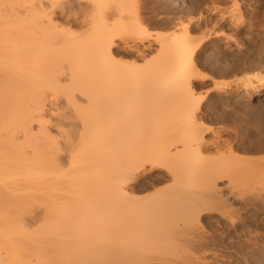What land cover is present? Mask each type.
Instances as JSON below:
<instances>
[{
    "label": "bare ground",
    "instance_id": "1",
    "mask_svg": "<svg viewBox=\"0 0 264 264\" xmlns=\"http://www.w3.org/2000/svg\"><path fill=\"white\" fill-rule=\"evenodd\" d=\"M1 1L18 7L19 24L21 23L25 32L22 37L14 38L12 41L0 40V145L4 140L14 148V152L15 149L19 151L14 156L10 154L11 157H15L14 159L9 154L3 156L7 158V162L0 158V177L6 174L14 177L17 174L21 176L22 187L27 186L25 189L32 186L31 183L37 188L35 185L39 179H45L46 187L54 192L49 203L47 200L46 210L44 207L43 212L42 207L41 210H36L39 208L37 206L28 216L24 214L27 216L25 221L33 228L44 223L49 224L52 231L59 225H62V228H65V225L70 228L72 225L78 232L76 235L78 239L75 241L79 240L77 243L82 244L87 238L99 243L98 246L102 248L105 255L103 256L106 257L104 259L102 256L103 261L106 263L139 264L138 249L140 253L145 252L144 248L138 247L141 246L140 242L138 246L136 245L135 239L139 233L143 232L142 236L144 234L145 238H155L159 230L163 232L165 229L160 224L178 216L176 213L179 211L188 216L200 209L202 215L211 213L212 208L209 211L205 206L208 203L205 205V202L203 203L204 199L210 198L216 202V198L223 197L226 193L224 188L227 190L230 186L219 187V179L223 180L224 177L219 178L216 176L218 173L213 175L211 172L207 173V170L204 174L198 167L196 156L199 157L202 148L210 144L206 138L210 131L197 117L202 102L199 101L193 106L192 99L196 95L195 83L210 78L196 68L195 46L201 39L190 31L189 25H182V32L179 34L160 38L147 35L137 0ZM173 1L178 3L180 0ZM230 1L232 5L225 12L231 20V25L240 26L243 23L241 9L236 0ZM1 9H4V6ZM58 17H65L69 24L82 25V33L68 35L64 28L58 31L57 28L60 26L56 20ZM116 53L122 57L117 58ZM129 54L135 58L153 55L151 60L146 61L141 67V64H138V69L141 68L139 83L136 80V83L132 84L129 76L131 70L126 64V56ZM52 65L55 67L51 68ZM43 77L69 81L70 92L61 95L58 91L54 94H58L59 97L47 98L49 94L47 91L51 86L47 91L43 88L45 86L42 84ZM254 80L264 87V74L240 79L239 83L245 88L255 89ZM229 86V81H218L209 92L222 91ZM62 110H66L68 115L63 116ZM45 114L55 116L57 122H54L55 119L53 122L44 121ZM68 116H76L77 120H71ZM146 119H150V122H143ZM43 151L47 160L53 163L49 162L48 167L45 166L46 169L41 168L44 161H40L39 152ZM1 153L7 154L3 151ZM8 159L13 160L12 165L15 164L16 168L26 167L27 170L24 168V171H20V174L24 173L23 175L27 171L25 178L16 173V170L9 169L12 173L8 171V166L4 165H9ZM65 163H68V167L75 164L78 166L70 172H65L63 169ZM28 179H33V182ZM6 181L8 180L0 179V211L3 212L9 202L11 203L8 199L12 196L11 183ZM161 181L170 184L169 187L176 190L177 195L172 194L169 198L158 200L160 202L157 201L158 208L153 205L149 207L156 210L161 206L153 213L155 221L153 219L150 223L147 220V223L145 218L143 219L145 222H137L135 216L138 217L142 210H139L141 208L139 206H143L142 208L145 206L137 203L133 193L136 194V191L142 188L155 186ZM16 182L14 183L18 184ZM262 187L259 189H264ZM101 188L105 193L107 191V194H104L106 196L102 194L101 198L97 193L93 194L92 198L88 195L91 194L90 191L94 193ZM31 189L27 190L34 191L38 196V191ZM231 189H228L231 191L230 197L234 200L239 199L241 196L238 198ZM29 191H27L29 194L23 193L32 197ZM39 198L42 199L37 197ZM172 202L174 204H170ZM34 203L37 202L34 200ZM7 212L9 211L2 213L0 218L2 226L0 264H13L25 260L28 261L27 264H33L40 255H43L41 249L34 246V240L29 235L19 236V241L15 240L17 243L10 241L11 235L9 236L6 231L9 217L6 215ZM56 217H60V220H56ZM90 217L92 222L89 220ZM224 218L221 219L226 221V217ZM195 226V229L178 226L177 231L172 226V230L176 232L173 234L184 236L194 243L199 232ZM98 228H101L100 232ZM155 231L157 232L154 236ZM63 238L70 241L71 237ZM140 239L139 241L144 240L142 237ZM144 242L147 244L146 240ZM14 247L17 248L13 250ZM93 252L92 254H96L98 251ZM97 255L98 253L95 256ZM98 256H101L100 253ZM102 257L98 258L102 260Z\"/></svg>",
    "mask_w": 264,
    "mask_h": 264
},
{
    "label": "rangeland",
    "instance_id": "2",
    "mask_svg": "<svg viewBox=\"0 0 264 264\" xmlns=\"http://www.w3.org/2000/svg\"><path fill=\"white\" fill-rule=\"evenodd\" d=\"M137 2L139 3L138 7L140 6L139 8H141L140 14L146 28L145 33L147 35H151L154 38H160L167 35L170 36L177 33L179 34L182 32V25L188 24L190 31L201 39L200 43L195 46L197 48V52L194 56L195 65L197 70L207 74L210 79L204 82L195 83L194 87L196 95L194 99H192L194 102L192 105L195 106L197 102H202L200 110L197 113V117L210 131L206 136L210 144L202 148L199 153V157L196 156L197 162L199 163L198 167L201 169L200 172H204V174L208 171L207 173L211 172L210 174L213 175L218 173L216 176H219V178H221V176L224 177L222 178L223 180L219 179L220 182L218 181V186L223 188L226 186L228 187L229 185L230 187H228V189L232 188L231 190L233 193L235 192V195H237L238 198L241 196L239 199L234 200L233 197H230L231 191L228 189L227 191L225 190L226 188H224V193H226H223L224 196L219 197V200L216 198V202H213L214 200L211 201L210 198L207 200L204 199L203 203L205 202L204 205L208 203L205 206L209 208V211L212 208L210 211L211 213L202 215L200 211L201 209H198L199 211L195 210L191 212V216L193 215V217H191L185 213L182 214V212L179 211L176 213L178 216H174L172 217V220L170 219L168 222L160 224V226L165 229H163V232H160L159 230L157 235V231H155L154 236L156 235L157 239L156 237L145 238L144 234L142 236L143 232L139 233L140 236L138 235L135 239L136 245L138 246L140 242L142 247H138L142 249L144 248L143 250L145 252L141 250L143 253H140V250L138 249L139 258L137 259V262L139 264H149L150 262H158L160 264H173V262L175 264H199L198 262H200V264H264V192H262L264 189L260 190V187H264V87L261 86L257 80L253 81V84L256 85L255 89H253V87L245 88L241 83H239L240 79L246 77L253 78L255 75L264 74V0H236V3L239 5L242 12L243 23L240 25L241 27L231 25V20L225 12L232 5L230 0H180L178 3H175L173 0H137ZM9 4L10 3H7L6 1L0 2V5L4 6V9H1L3 6L0 7V10H2L0 12V40L2 41H12L14 38L16 39L22 37L25 32L23 31L21 23L19 24L20 21L18 17H20V15L18 14V7L16 8L10 6ZM56 20L60 25L57 28L58 31H61L64 28L68 35L80 34L83 31L82 25H74L72 23L69 24L65 17H58ZM150 55L151 56L147 55L148 57L146 56V58H135L130 54L126 56V64L129 66V70H131L129 76L132 79V84L133 82L136 83V80H139L138 77L139 73H141V68L140 70L138 69V64H141V67L146 61L148 62L151 60L153 55ZM116 56L117 58L122 57L118 53H116ZM54 67L55 65H52L51 68ZM131 67L132 69H130ZM134 76H136V78ZM46 79H48L47 82ZM222 80L229 81L230 86L222 91L214 90L209 92L216 82ZM61 81L62 79L57 81L56 77L42 78V84L45 85L43 88H45L46 91L49 89L48 87L51 86V89L47 91V94L49 92V97L47 96V98H54V96H58V94H54L58 91L60 94L70 92L69 81ZM137 83H139V81ZM61 112L63 116L68 113L66 110H62ZM68 118L71 120H77L76 116H68ZM54 119L55 116L50 114H45V117L43 116V120L47 122H53ZM149 120L150 119H146L143 122H150ZM54 122H57L56 119ZM8 144L9 143L7 141L5 143L4 140L1 143L0 154H3L1 153L2 151L7 154L2 156L0 155V158H3V156H7L8 154L10 157V154L14 156L17 152L16 149L14 152V148L10 147ZM3 146L5 147L2 148ZM17 153H19V151ZM39 155L41 156L40 161H44L41 163L42 169H46L49 162L50 164H53L51 161L47 160L44 151L39 152ZM11 158L14 159L15 157ZM3 159H5V157ZM5 160L7 162V158ZM79 160L81 161L80 155ZM9 161V165H4H6V167L8 166V171L11 173V170H16L17 172H15L20 174L21 170L24 171L26 169L24 166L23 167L25 169H21V166L16 168L15 164L12 165L13 160ZM10 163L11 168H9ZM67 165L68 163L63 165L65 172H70L78 166L77 164L73 165V167L72 165L69 167ZM26 173L25 175H23L24 173L20 175H23L25 178ZM6 175L8 176V174ZM6 175L0 177V179H7L8 181H6V183H11L10 190L12 189L13 191H16H10V195L12 196L10 197L11 199H8V201L11 200V203L9 202L7 205L10 207H5V209L7 208L6 210L9 211L6 214L9 216L8 218L4 215L6 216L8 222L6 231H8L9 236L11 235L10 241L12 240L15 243L19 241V236L29 235V237L33 238V243H35L34 246L36 245L40 248V251L42 252L41 254H43L40 255L39 259L37 261L35 260L33 264H103L102 261L105 255L103 254L102 248H99V243H96V241L94 242L92 239H88V241L87 238H85V242L83 241L84 243H77V241H79H75V239H78L76 238V235L78 234L77 228L74 229L72 225H70V228H67L66 225L65 228H62V225H59L56 230L52 231V229H49V224L46 225L44 223L40 227L38 226L33 228L32 225L25 221L31 210H34L37 206L39 208H36V210L41 207L42 210H40L42 212L44 209L46 210V204L48 205L54 192L50 191L46 187L44 181L45 179H39L40 183L37 179V181L35 180L38 182L37 185H35L37 188L33 186L34 183H31L32 186H29V183L33 179H28L30 182L28 181L29 183H27L29 186L27 189H31V187L32 189L35 188L34 190L38 191L37 196L34 191L25 189L27 186L22 187L21 176L16 174L17 177L14 175V177L8 176L7 178ZM9 175L13 174L9 173ZM15 177L16 179H14ZM261 180L263 184H261ZM14 182L18 184H15ZM16 185L20 186L18 187ZM169 185L170 184L167 182L161 181L155 186L146 187L145 189L142 188L139 191L137 190L136 194L133 193L134 196H132L137 200V203L139 202L145 206V210H143V206H139L141 207L139 210L142 209L143 212L141 210L140 212L142 215H140L139 212L138 217L135 216V218H137V222H145V220L147 222L148 220V222L150 221L151 223L153 219L154 221L156 220L153 213H156V210H159L161 207L160 206L159 209H157V206L159 205L157 201L163 198L166 199V197L169 198L172 194L173 196L177 195V191L170 188ZM22 188L29 191L31 194L30 196L32 197L23 193L27 191H22ZM102 189L103 188L98 191L96 190L94 193L90 191L91 194L88 195L92 197L93 194L98 193L100 194L99 197L102 198V194H107V191L105 193V190L103 189V191ZM259 191H261V193ZM27 194L29 193L27 192ZM34 195L41 197L42 199H37ZM257 195H259V197H257ZM33 197H35V199ZM43 198L45 200H43ZM34 200L37 203H34ZM156 204L158 205L156 206ZM170 204L174 203L172 202ZM152 205L153 207H157L156 210H154L155 208L149 209ZM2 209L4 208L2 207ZM6 210H4L5 213ZM152 210L155 212L151 213ZM1 211L0 218L1 215H3L2 213H4L3 211L1 213ZM222 213L224 215H222ZM139 216L144 217L141 219ZM224 217H226V221L224 220ZM57 219L60 220V217H56V220ZM91 219L92 218L90 217L89 220ZM232 220L235 221L233 222ZM190 223L191 225H189ZM192 223L197 225H192ZM148 225L149 224H147V226ZM172 226L176 231L178 226L179 228H194L195 226L200 234L197 232V236L195 235L196 241L193 243L185 239L186 237L184 238V236H174L176 232L175 230H172ZM88 227H93V225H88ZM1 229L2 226H0V232ZM98 229L97 230L100 232L101 228ZM99 232H97V235H99ZM101 235L103 236L104 232H102ZM169 235H171V237H169ZM67 236L71 237L70 241L63 238ZM151 236L154 237L153 235ZM140 237L146 240L147 244L144 240L139 241L141 240ZM170 242H172V244H170ZM174 242L176 243L174 244ZM171 245L178 246L172 247ZM95 246L98 247L94 249ZM15 248L17 247H14L13 250H15ZM146 249L150 253L147 252ZM96 251H98V255L100 253L101 256H95L97 254ZM92 252L96 254H92ZM197 255L198 257H196ZM192 256L194 258H192ZM98 257H102V260ZM105 258L106 257H104V259ZM197 258L198 261H196ZM25 261L17 263L14 262L13 264H27L28 261ZM103 262L104 264H108V262Z\"/></svg>",
    "mask_w": 264,
    "mask_h": 264
}]
</instances>
